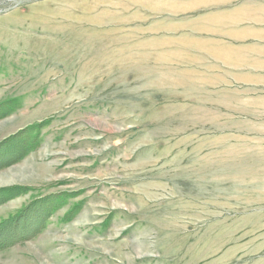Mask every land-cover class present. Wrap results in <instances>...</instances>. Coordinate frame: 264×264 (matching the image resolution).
Segmentation results:
<instances>
[{
    "label": "rangeland",
    "instance_id": "obj_1",
    "mask_svg": "<svg viewBox=\"0 0 264 264\" xmlns=\"http://www.w3.org/2000/svg\"><path fill=\"white\" fill-rule=\"evenodd\" d=\"M201 2L0 0V264H264V90L145 34Z\"/></svg>",
    "mask_w": 264,
    "mask_h": 264
},
{
    "label": "crops",
    "instance_id": "obj_2",
    "mask_svg": "<svg viewBox=\"0 0 264 264\" xmlns=\"http://www.w3.org/2000/svg\"><path fill=\"white\" fill-rule=\"evenodd\" d=\"M252 1L203 0L197 12L178 16L170 10L144 12L153 19L145 34L169 40L182 36L187 55L199 60L194 70L197 65L215 69L228 76L229 87L264 90V0ZM135 27L146 26L138 20Z\"/></svg>",
    "mask_w": 264,
    "mask_h": 264
},
{
    "label": "trees",
    "instance_id": "obj_3",
    "mask_svg": "<svg viewBox=\"0 0 264 264\" xmlns=\"http://www.w3.org/2000/svg\"><path fill=\"white\" fill-rule=\"evenodd\" d=\"M13 111H14V108H12L10 103L0 105V119L3 116L4 117L8 116ZM41 128H42V125H35L32 128L22 130L20 132V134L18 135V140L20 142H22V145H23V142H24V144H26V142H28V138L31 137L32 140L29 143L36 145L37 144L36 136H37L38 132H40ZM32 131H34L35 133L33 134ZM15 141L12 140L11 145H14ZM22 147H23L22 150L26 151L27 147H25L24 145ZM28 148H30V146ZM17 149H18V144L16 143L14 146H11V149H10V147H8L6 149V152L11 151V154L14 155L17 152ZM8 156H10V155H8ZM25 191H28V190H26L25 188H16L14 190H11V192H9V194L12 197H17V196L23 194ZM69 199H70V197H68L67 195H64V194H58V195L53 196L51 198H44L40 201V204L37 205V203H36L35 206H33V207L25 208L18 215H20V216L21 215L22 216L29 215L30 221H34L35 218L38 217V216L31 214V211L43 215L44 220L39 219L38 225L35 226V229H37V228L40 229L41 226H43L44 221L47 220L48 216L52 213V211H54L56 209L58 210V209L64 207L63 205L68 204ZM79 208H80V206L73 207V209L64 218H62V220H63L62 222H68L70 220V218H72L76 214V212L79 210ZM4 226H5V224H3V229H5ZM0 229H1L0 230V232H1L2 228H0Z\"/></svg>",
    "mask_w": 264,
    "mask_h": 264
}]
</instances>
